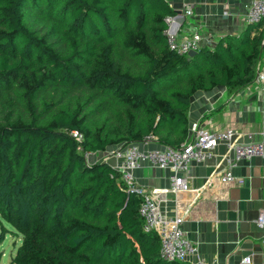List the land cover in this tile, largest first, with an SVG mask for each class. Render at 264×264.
<instances>
[{"label":"trees","instance_id":"1","mask_svg":"<svg viewBox=\"0 0 264 264\" xmlns=\"http://www.w3.org/2000/svg\"><path fill=\"white\" fill-rule=\"evenodd\" d=\"M174 14L167 0H0V227L21 240L6 264H191L160 258L141 196L86 157L151 135L176 146L194 91L254 79L264 18L188 58L167 44Z\"/></svg>","mask_w":264,"mask_h":264},{"label":"crops","instance_id":"2","mask_svg":"<svg viewBox=\"0 0 264 264\" xmlns=\"http://www.w3.org/2000/svg\"><path fill=\"white\" fill-rule=\"evenodd\" d=\"M167 2L175 9L179 36L199 31L201 45L212 46L222 35L236 34L248 24L244 14L250 0ZM188 3L191 14L183 12ZM259 66L264 69V42ZM186 115L188 132L200 119L212 130L232 129L235 142L260 141L264 151V78L253 79L231 95L221 85L196 90ZM138 144L145 149L163 146L153 135ZM116 146L89 154L113 165L116 161L107 152ZM231 155L232 149L220 141L211 157L190 164L186 174L190 190L178 194L170 190L169 169L143 161L134 171L138 186L154 194L166 216H184L182 229L197 246V253L186 259L191 264H239L245 256L251 258L250 264H263V231L256 220L264 209V153L241 159L232 169L234 179L222 182L220 175Z\"/></svg>","mask_w":264,"mask_h":264},{"label":"built area","instance_id":"3","mask_svg":"<svg viewBox=\"0 0 264 264\" xmlns=\"http://www.w3.org/2000/svg\"><path fill=\"white\" fill-rule=\"evenodd\" d=\"M185 14L192 13V5L185 4ZM176 15L165 18L167 27V44L177 53L188 54L191 49L197 50L201 46V34L193 31L189 35L179 36V25L175 20ZM247 23L258 22L264 18V0H250L244 14ZM264 78V69L258 65L254 80ZM202 119V118H201ZM78 139L81 134L77 130L72 131ZM225 142L232 149V155L227 160V166L221 173V181L229 182L234 179L232 169L243 159L256 154H263V143L260 141L235 142L233 130L225 128L212 130L203 124L200 119L192 122L191 130L185 140L178 145H163L157 148H142L137 142L119 144L107 152V157L115 159L112 165L120 174L128 190L137 192L141 196L138 213L143 220V230L155 232L158 236L160 247L159 255L164 260H186L197 253V246L185 235L182 224L183 215L166 216L160 210V204L153 193L145 191L138 186L134 171L139 168L141 162H148L160 169H169L170 190L175 194L190 190L187 171L192 162H201L211 157L214 147L220 142ZM88 154V153H87ZM257 225L262 229V243L264 245V209L260 211ZM264 264V252L261 255ZM251 258L245 256L239 264H250Z\"/></svg>","mask_w":264,"mask_h":264},{"label":"rangeland","instance_id":"4","mask_svg":"<svg viewBox=\"0 0 264 264\" xmlns=\"http://www.w3.org/2000/svg\"><path fill=\"white\" fill-rule=\"evenodd\" d=\"M119 145V144H117ZM95 154H87V159L89 161H93ZM96 160V159H95ZM6 227H10L5 224ZM2 229L0 227V264H6L11 255L15 252L16 247L20 244V235L19 237L14 236L13 234L4 235L5 237L2 239Z\"/></svg>","mask_w":264,"mask_h":264},{"label":"water","instance_id":"5","mask_svg":"<svg viewBox=\"0 0 264 264\" xmlns=\"http://www.w3.org/2000/svg\"><path fill=\"white\" fill-rule=\"evenodd\" d=\"M197 51L194 49H191L188 51L187 57L190 58L191 56H193Z\"/></svg>","mask_w":264,"mask_h":264}]
</instances>
